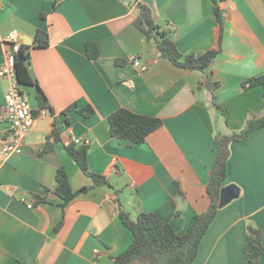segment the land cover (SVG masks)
Here are the masks:
<instances>
[{"label":"crops","instance_id":"1","mask_svg":"<svg viewBox=\"0 0 264 264\" xmlns=\"http://www.w3.org/2000/svg\"><path fill=\"white\" fill-rule=\"evenodd\" d=\"M138 1L171 31L183 54L216 45L211 0ZM219 7L221 51L202 72L157 56L133 24L135 0H0V64L15 31L29 47V70L48 101L44 115L33 114L22 152L0 156V264H113L133 240L121 208L133 218L153 212L177 233L206 210L215 134L238 131L264 112L262 87L242 86L264 73V0H221ZM37 30L47 34L46 47H35ZM86 42L95 43L96 58L87 57ZM132 54L137 66L128 60ZM206 74L218 82L213 92L203 84ZM9 86L0 77V105ZM19 88L36 110V86ZM71 105L95 112L84 117L67 110ZM119 107L156 116L161 126L130 145L109 132L107 117ZM9 130L0 119V145ZM74 137L89 140L88 168L109 185L93 186L61 207L53 193L57 169L66 171L73 190L92 184L65 148ZM47 143L52 147L44 151ZM229 184L239 194L218 209L191 264H246L249 225L261 230L264 245V126L229 144L223 185Z\"/></svg>","mask_w":264,"mask_h":264},{"label":"trees","instance_id":"2","mask_svg":"<svg viewBox=\"0 0 264 264\" xmlns=\"http://www.w3.org/2000/svg\"><path fill=\"white\" fill-rule=\"evenodd\" d=\"M211 1L217 25V41L214 47L207 49L199 55L183 54L172 38L171 31L157 24L152 17L149 7L138 0H135L137 14L133 20V24L143 33L146 40L154 43L158 57L168 59L177 67L206 72L221 51L224 30V18L219 7L221 0ZM47 45V34L44 31L37 30L35 47L43 48ZM28 50L29 47L20 45L15 61V75L18 85L36 86L35 98L37 109H32V113L35 114L38 109L48 108V101L43 91L37 86L36 80L29 70ZM85 52L90 59L98 56L97 47L93 42L85 43ZM203 84L212 92L218 86V82L208 74H206ZM242 86L245 89L257 86L262 87L264 106V73L244 80ZM68 109H76V106L71 105ZM76 110L84 117H89L95 112L90 105ZM220 110L224 112L223 109ZM107 121L110 135L124 139L130 145L144 142L149 134L161 126L160 118L136 113L125 107H119L112 111L108 115ZM263 126L264 112L260 116L251 115L246 120L244 126L238 131L215 134L216 156L209 169V179L206 183L209 203L206 210L196 213L191 217L183 233H177L168 222L161 220L153 212L141 210L133 218L129 211L121 208L118 212L119 218L123 225L133 234V240L122 252L112 257L113 264H191L198 254L200 242L207 228L219 209L218 199L220 189L224 186L223 183L226 179L229 144L232 141L245 140L253 130ZM51 147L52 145L47 143L43 150H50ZM65 148L81 171L91 178L92 184L73 190L66 171L62 168L57 169L55 174L56 187L53 193L60 198L61 207H65L73 197L79 193L86 192L93 186L109 185L108 179L104 175L89 170L87 164V145L76 144L72 140L65 145ZM37 198L40 202L46 201L45 194ZM244 256L246 264H258L260 257H264L262 232L254 225L247 227Z\"/></svg>","mask_w":264,"mask_h":264},{"label":"built area","instance_id":"3","mask_svg":"<svg viewBox=\"0 0 264 264\" xmlns=\"http://www.w3.org/2000/svg\"><path fill=\"white\" fill-rule=\"evenodd\" d=\"M19 49L20 44L16 39V32L13 31L6 42L5 59L0 64V77L7 78L10 81V86L4 95L3 103L0 105V119L7 121L10 125L9 133L0 145L1 157L22 152L25 137L35 117L26 95L20 91L16 80L15 61ZM128 60L134 66L139 64L137 55H130ZM44 114L45 109H41L38 116ZM73 142L83 145L89 144L87 138L80 137H74ZM27 207H31V204H28ZM94 252H98L97 249Z\"/></svg>","mask_w":264,"mask_h":264},{"label":"water","instance_id":"4","mask_svg":"<svg viewBox=\"0 0 264 264\" xmlns=\"http://www.w3.org/2000/svg\"><path fill=\"white\" fill-rule=\"evenodd\" d=\"M239 194L237 187L233 184L225 185L220 189L218 207H223Z\"/></svg>","mask_w":264,"mask_h":264}]
</instances>
